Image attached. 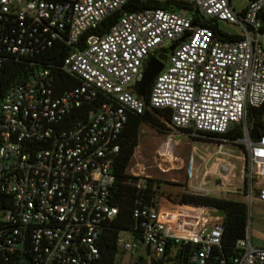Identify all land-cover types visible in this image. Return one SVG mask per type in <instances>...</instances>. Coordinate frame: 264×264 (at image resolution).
<instances>
[{
	"label": "built area",
	"instance_id": "1",
	"mask_svg": "<svg viewBox=\"0 0 264 264\" xmlns=\"http://www.w3.org/2000/svg\"><path fill=\"white\" fill-rule=\"evenodd\" d=\"M128 1L0 0V264L96 263L102 234L119 214L113 191L120 135L130 116L147 108L171 111V136L240 128L236 140L246 143L250 165L244 202L251 209L255 199L264 201V134L253 140L247 122L249 109L264 106V0H250L242 11L232 0H168L189 9L138 11H128ZM197 12L238 26L242 33L231 35L241 37L194 25ZM114 13L109 32L96 34ZM57 42L73 50L61 60L43 58ZM159 50L168 65L147 101L134 86ZM11 64L26 73L5 86L2 72ZM58 71L78 83L61 88ZM130 166L140 196L136 225L118 234L116 260L158 257L174 242L193 244L185 264H228L217 253L225 230L218 209L165 195L143 204L150 177ZM236 248L232 264H264V246L253 244L248 229Z\"/></svg>",
	"mask_w": 264,
	"mask_h": 264
},
{
	"label": "trees",
	"instance_id": "2",
	"mask_svg": "<svg viewBox=\"0 0 264 264\" xmlns=\"http://www.w3.org/2000/svg\"><path fill=\"white\" fill-rule=\"evenodd\" d=\"M173 5L181 9H189V6L185 3L172 2L168 0H129L126 5V9L128 11H138L147 8H173ZM196 15L198 25L209 26L219 35L228 38L241 37L225 33L220 27V22L216 19H205L200 16L198 12ZM118 17L119 13H114L108 16L94 32L100 36L107 34L118 20ZM262 18L264 21V12L262 14ZM89 33L81 39L79 44L80 48L85 46L86 38ZM71 50H73L72 47L67 46L62 42H57L55 46L50 49V51L43 54L42 57L50 60H61V58H63ZM155 56L157 57V54H155ZM23 69L24 67L22 65H9L6 68V71L4 70L2 72V74L4 73L3 77L5 86H10L13 82L22 80L26 73L25 70L24 74H22ZM58 76L62 83L61 88L67 87L72 83H78V79L70 77L61 71H58ZM150 90L151 86L147 89V101L149 99ZM170 122V110L147 108L144 114H132L129 121L126 123L125 128L120 135V152L114 164L116 181L113 194L115 203L119 206V214L102 234L100 242L101 257L95 264H122L116 260V239L120 231L130 230L135 227L136 220L133 217V210L136 207L137 199L140 198L136 186L131 183L132 180H136L137 177L128 173V167L135 154V149L140 143L143 126L148 124L157 129H168V123ZM247 122L249 127L264 134V106L249 109ZM205 135L207 137L214 138L215 140L220 137H224L229 140H236L243 137V132L240 128H237L230 130L225 135L212 133H206ZM148 182L149 187L142 198L143 204H151L156 198L163 196V193L160 195V185L156 184V180L149 178ZM166 197L169 198V196ZM169 199L176 203H185L195 206H209L218 209L224 217L223 224L225 230L222 237V246L217 250V253L226 260V263L232 264L231 259L238 251L236 248L237 240L245 236L247 229L248 207L244 202V199L218 197L209 194L187 192L184 190L176 192V194ZM192 247L193 244H178L173 242L168 245L166 252L158 257L150 254L138 255L135 264H185L191 254Z\"/></svg>",
	"mask_w": 264,
	"mask_h": 264
},
{
	"label": "rangeland",
	"instance_id": "3",
	"mask_svg": "<svg viewBox=\"0 0 264 264\" xmlns=\"http://www.w3.org/2000/svg\"><path fill=\"white\" fill-rule=\"evenodd\" d=\"M249 2L250 0H232V6L235 10L242 11ZM220 27L230 34L242 33L238 26L226 22H220ZM170 46V43L165 44L167 53H170ZM262 46L264 49V39ZM157 58L165 66L168 65V57L161 50L158 51ZM168 129H157L148 124L143 126L130 168H134L142 176L147 175L156 180V184L160 185V195L163 193L169 198L184 190L244 199L250 166L245 142L229 140L222 145L214 138L192 136L182 130L174 131L171 136L169 126ZM191 170L194 174L192 176ZM247 217V229L254 245L263 244L264 201L255 199L251 209H248ZM138 255L123 257L121 254L118 260L121 259L123 264H135Z\"/></svg>",
	"mask_w": 264,
	"mask_h": 264
},
{
	"label": "water",
	"instance_id": "4",
	"mask_svg": "<svg viewBox=\"0 0 264 264\" xmlns=\"http://www.w3.org/2000/svg\"><path fill=\"white\" fill-rule=\"evenodd\" d=\"M196 24H197V21L195 19L194 25H196ZM190 35H191V32H187L179 40V42L185 41L186 38L189 37ZM179 42H174L169 48L170 51L174 50ZM163 68H164V63L161 60H159L157 57L152 56L148 60L147 67H146L143 78L141 80H139L134 86V90L138 96L146 97L148 87L151 86L155 77L163 70ZM259 137H260L259 131H257V130L251 131V138L253 140H258Z\"/></svg>",
	"mask_w": 264,
	"mask_h": 264
},
{
	"label": "crops",
	"instance_id": "5",
	"mask_svg": "<svg viewBox=\"0 0 264 264\" xmlns=\"http://www.w3.org/2000/svg\"><path fill=\"white\" fill-rule=\"evenodd\" d=\"M259 200V199H258ZM252 241H253V239H252ZM254 244V243H253ZM258 246H264V243L263 244H261V245H258Z\"/></svg>",
	"mask_w": 264,
	"mask_h": 264
},
{
	"label": "bare ground",
	"instance_id": "6",
	"mask_svg": "<svg viewBox=\"0 0 264 264\" xmlns=\"http://www.w3.org/2000/svg\"><path fill=\"white\" fill-rule=\"evenodd\" d=\"M194 175V174H193ZM196 178V177H195ZM198 178V177H197Z\"/></svg>",
	"mask_w": 264,
	"mask_h": 264
}]
</instances>
